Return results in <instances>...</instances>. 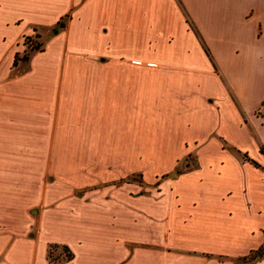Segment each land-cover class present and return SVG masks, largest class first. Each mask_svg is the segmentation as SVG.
Returning a JSON list of instances; mask_svg holds the SVG:
<instances>
[{"label":"crops","instance_id":"crops-1","mask_svg":"<svg viewBox=\"0 0 264 264\" xmlns=\"http://www.w3.org/2000/svg\"><path fill=\"white\" fill-rule=\"evenodd\" d=\"M263 229L264 0H0V264H264Z\"/></svg>","mask_w":264,"mask_h":264},{"label":"trees","instance_id":"trees-1","mask_svg":"<svg viewBox=\"0 0 264 264\" xmlns=\"http://www.w3.org/2000/svg\"><path fill=\"white\" fill-rule=\"evenodd\" d=\"M41 42L39 41H35L33 44H32V49H39L41 48ZM18 57V55H17ZM29 57V52H25L23 55H22V58H25L27 59ZM56 246L55 244H50L49 245V257L51 259H55L57 257H54L52 256V248ZM62 250L64 251V258H69L71 256V252L70 250L65 246V245H62L61 246ZM264 257V229H263V239H262V242L256 247V248H253L251 249L247 254H244V255H241L238 257V260L240 261H243V262H252L254 260H257V259H260Z\"/></svg>","mask_w":264,"mask_h":264},{"label":"rangeland","instance_id":"rangeland-1","mask_svg":"<svg viewBox=\"0 0 264 264\" xmlns=\"http://www.w3.org/2000/svg\"><path fill=\"white\" fill-rule=\"evenodd\" d=\"M65 21V19L63 18L61 21H60V23H59V26H61L62 25V23ZM55 29H57V27H58V24H56L55 26ZM54 27H52V28H54ZM52 28L49 30V31H52ZM38 29L39 28H36L35 30H33L31 33H27V34H24L23 36H22V41H23V44H24V49L22 50V51H20V53H19V55H23L25 52H31L32 51V44L36 41H42L43 39V37L41 38V37H39V35H38ZM48 31V32H49ZM180 163H182V161L180 162ZM61 252L62 250H61V248H59V247H57V246H54L53 248H52V256H56V254L58 253V252ZM62 255H64V252L62 251ZM61 255V256H62Z\"/></svg>","mask_w":264,"mask_h":264},{"label":"water","instance_id":"water-1","mask_svg":"<svg viewBox=\"0 0 264 264\" xmlns=\"http://www.w3.org/2000/svg\"><path fill=\"white\" fill-rule=\"evenodd\" d=\"M62 25H63V23H62Z\"/></svg>","mask_w":264,"mask_h":264}]
</instances>
